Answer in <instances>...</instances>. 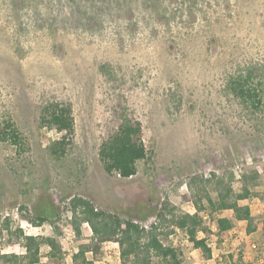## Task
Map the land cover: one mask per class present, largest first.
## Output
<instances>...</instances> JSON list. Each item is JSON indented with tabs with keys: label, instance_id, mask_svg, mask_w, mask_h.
I'll use <instances>...</instances> for the list:
<instances>
[{
	"label": "rangeland",
	"instance_id": "374dc122",
	"mask_svg": "<svg viewBox=\"0 0 264 264\" xmlns=\"http://www.w3.org/2000/svg\"><path fill=\"white\" fill-rule=\"evenodd\" d=\"M249 74L250 87L259 90L257 109L229 87ZM55 102L70 104L74 119L73 143L59 160L49 151L59 135L41 124L42 109ZM130 117L142 124L147 158L122 179L104 172L98 151ZM8 121L21 145L0 139V253L24 252L15 235L21 229L56 237L59 264H72L69 200L81 197L124 219L147 204L157 214L167 203L174 210L161 231L174 233L160 238L180 249L183 264L262 261L264 0H0V133ZM243 186L251 194L238 204L251 209L250 236L246 222L207 202ZM43 198L59 211L51 220L59 237L49 222H31ZM193 212L207 215L213 260L201 259L172 226V216ZM222 217L232 224L218 234ZM156 221L153 214L141 225ZM80 234L87 243V223ZM117 250L106 242L98 258H87L122 264ZM48 252L42 245L39 264L48 262Z\"/></svg>",
	"mask_w": 264,
	"mask_h": 264
},
{
	"label": "trees",
	"instance_id": "16d2710c",
	"mask_svg": "<svg viewBox=\"0 0 264 264\" xmlns=\"http://www.w3.org/2000/svg\"><path fill=\"white\" fill-rule=\"evenodd\" d=\"M251 74L246 78L237 77L230 81V89L236 96L241 98L245 104L250 102L255 109L261 104L259 90L250 87ZM41 116L42 126L58 133L59 137L49 146L53 158L59 160L64 157L67 149L73 143L74 119L71 105L68 103H49L43 109ZM2 141H8L10 145L18 147L21 145L20 135L10 121L6 122L0 133ZM99 161L104 172L108 175H116L122 179H128L136 174V163L147 158V149L143 141V130L140 121L133 118H123L117 125L116 130L109 135L100 145L98 151ZM251 194L250 189L243 186L242 191L232 195L230 189L224 194H219L216 202L207 197V202L212 211L230 210L237 221L247 223L246 235L254 232L253 217L249 206H241L238 201L245 200ZM40 201L36 214V220H31L34 226H41L49 222L56 236H61L62 230L55 225L52 219L59 217V211L52 201ZM70 225L76 236L77 250L72 254V264H94L101 254V246L106 242L117 244L122 264H183L180 249L174 245H165L160 238L161 235L168 237L174 233L170 230L162 233L161 228L166 219V213H172L174 208L163 205V210L155 214L156 210L148 204L138 207L134 213L124 219L118 214H109L95 208L92 203L81 197H72L69 200ZM200 208V207H199ZM157 216L156 222L150 223L147 228L141 225L149 216ZM173 215V214H172ZM172 216V226L182 231L187 241L197 251L201 259L212 258V250L208 240L212 231L204 226L201 217L197 213L183 214L176 220ZM9 219H5V223ZM138 220V222H137ZM4 222V221H3ZM87 223L92 235L87 243L79 241L81 236L80 226ZM218 234L227 232L231 228V221L225 217L218 218ZM4 227H6L4 225ZM18 244L23 248V253H0V264H39L41 255L40 248L46 245L49 248L47 254L48 262L45 264H59L62 259V248L56 237H37L24 235L21 229L16 231ZM18 246V245H17ZM87 253L93 259L87 258ZM262 263H244L243 258L229 257L223 259V264H264V250L262 251Z\"/></svg>",
	"mask_w": 264,
	"mask_h": 264
},
{
	"label": "built area",
	"instance_id": "2783aa9c",
	"mask_svg": "<svg viewBox=\"0 0 264 264\" xmlns=\"http://www.w3.org/2000/svg\"><path fill=\"white\" fill-rule=\"evenodd\" d=\"M193 213H190V214H193ZM200 217H201V219L203 221L207 219V215H205V214H201ZM144 228H147V226L144 225ZM113 255L115 256L116 262L119 263V259H120L119 250H117L116 252H114ZM211 260H213V259H211ZM262 262L263 261H260V263H262ZM214 264H223V259L221 257H218V259L215 260Z\"/></svg>",
	"mask_w": 264,
	"mask_h": 264
},
{
	"label": "crops",
	"instance_id": "0c3cea01",
	"mask_svg": "<svg viewBox=\"0 0 264 264\" xmlns=\"http://www.w3.org/2000/svg\"><path fill=\"white\" fill-rule=\"evenodd\" d=\"M239 222H241V221H239ZM231 224H232V222H231ZM229 231V230H228ZM252 234V233H251ZM251 234H249L248 236H250Z\"/></svg>",
	"mask_w": 264,
	"mask_h": 264
}]
</instances>
